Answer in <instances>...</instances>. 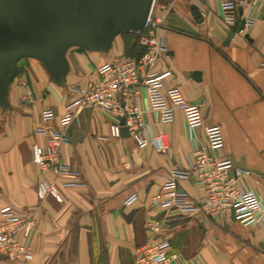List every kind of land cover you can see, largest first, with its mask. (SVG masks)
Instances as JSON below:
<instances>
[{"label":"crops","instance_id":"obj_1","mask_svg":"<svg viewBox=\"0 0 264 264\" xmlns=\"http://www.w3.org/2000/svg\"><path fill=\"white\" fill-rule=\"evenodd\" d=\"M156 2L152 19L161 21L156 32L166 51L152 70L180 89L187 108L162 121L159 111L172 103L161 85L141 86L139 103L145 134L164 133L168 152H156L150 144L139 147L130 135L114 136L109 114L76 106L66 129L69 142L60 147L72 174L41 172L33 163V146L46 145L36 133L42 112L52 109L60 129L66 106L81 97L79 89L99 81L114 59L145 48L123 35L108 52L73 47L66 54L70 70L63 87L39 61L22 59L10 87V108L0 109V216L7 207L33 216V259L14 262L0 256V264H135L138 248L153 238L146 227L151 197L168 189L173 170L191 169L194 150L208 148L213 131L222 135L219 159L234 165L241 189L264 210V0ZM191 5L199 7L202 22L191 16ZM249 18L253 25L234 31L226 43L235 23ZM42 179L55 184L60 201L51 195L39 200ZM175 185L190 199L158 214L166 220L161 235L171 243L167 264H264L263 222L243 225L229 213L211 216L203 207L206 189L191 174L176 178ZM133 194L137 199L127 204Z\"/></svg>","mask_w":264,"mask_h":264},{"label":"built area","instance_id":"obj_2","mask_svg":"<svg viewBox=\"0 0 264 264\" xmlns=\"http://www.w3.org/2000/svg\"><path fill=\"white\" fill-rule=\"evenodd\" d=\"M235 1L241 5L248 2ZM253 23L254 19L246 20L247 25ZM160 24V20L152 19L151 12L146 26L149 31L140 35L138 41L145 51L136 58L114 59L103 68L99 81L86 89H79L81 97L66 106L65 113L60 119V129L54 125L56 116L52 109L48 108L42 112V123L36 128V133L46 138V145L33 146V163L41 172L52 171L56 175L72 174L69 167L63 163L60 147L69 142L66 129L74 118L76 106L97 107L109 114L113 119L111 132L114 136L120 137L121 128L124 127L139 147L150 144L156 152H168L169 143L164 133L152 136L145 134V112L139 103L141 86L152 88L161 85L172 103V107L159 111L162 121L173 120L176 109L187 108L180 89L168 82L166 74L152 70L154 63L166 51L163 38L156 32ZM208 139V148L194 150L191 169L187 172L173 170L172 180L166 183L168 189L151 197L146 227L153 238L148 244L138 248L135 264H167L171 259L170 240L161 235L166 220L159 218L158 214L188 203L189 194L179 190L175 185V179L178 177L187 178L191 174L196 184L205 187L203 207L211 216L234 213L235 219L243 225L264 223V210L260 202L252 193L241 189L239 173L233 171L227 160H220L218 157L217 151L222 143L221 133L213 131ZM36 191L41 201L49 195L58 201L61 200L55 184L47 179L38 182ZM136 199V195L133 194L126 203H132ZM34 228L33 216H19L11 208H4L0 216V256L14 262H30L33 259L30 238Z\"/></svg>","mask_w":264,"mask_h":264},{"label":"water","instance_id":"obj_3","mask_svg":"<svg viewBox=\"0 0 264 264\" xmlns=\"http://www.w3.org/2000/svg\"><path fill=\"white\" fill-rule=\"evenodd\" d=\"M155 1L0 0V109L10 108V87L22 59L39 61L51 80L63 87L70 70L69 49L108 52L117 36L146 28ZM190 13L197 23L202 22L198 6L191 5ZM245 24L246 20L237 21L226 43ZM121 136H129L124 127Z\"/></svg>","mask_w":264,"mask_h":264},{"label":"rangeland","instance_id":"obj_4","mask_svg":"<svg viewBox=\"0 0 264 264\" xmlns=\"http://www.w3.org/2000/svg\"><path fill=\"white\" fill-rule=\"evenodd\" d=\"M157 2V4H160L161 2H163L164 0H156ZM140 36V34H138L137 36H133V35H128V36H124V38H126L128 41H135V42H138L139 41V37ZM134 38V39H133ZM133 39V40H132ZM132 43H134V42H132ZM134 52H136V51H134ZM22 61V60H21ZM20 61V62H21Z\"/></svg>","mask_w":264,"mask_h":264},{"label":"trees","instance_id":"obj_5","mask_svg":"<svg viewBox=\"0 0 264 264\" xmlns=\"http://www.w3.org/2000/svg\"><path fill=\"white\" fill-rule=\"evenodd\" d=\"M138 34H140V33H128V34H123V36H128V35H133V36H137ZM139 38V37H138ZM142 53V51H138L135 55L136 56H132V57H134V58H136L137 56H139L140 54Z\"/></svg>","mask_w":264,"mask_h":264}]
</instances>
